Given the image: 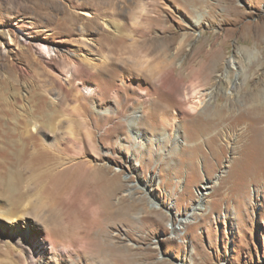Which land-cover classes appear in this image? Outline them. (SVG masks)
I'll use <instances>...</instances> for the list:
<instances>
[{"label": "rangeland", "instance_id": "obj_1", "mask_svg": "<svg viewBox=\"0 0 264 264\" xmlns=\"http://www.w3.org/2000/svg\"><path fill=\"white\" fill-rule=\"evenodd\" d=\"M96 1L0 0V132L8 169L22 171V200L43 201L50 211L52 194L40 189L27 158L61 148L66 166L89 163L116 177L114 202L129 216L109 232L119 246H132L138 264H264V184L239 172L227 182L250 143L242 120L248 93L264 84V44L248 35L250 24L264 26V0H236L246 14L239 26L224 19L220 0L202 8L186 0H114L111 11ZM153 4L164 23L146 20L156 16ZM134 29H147V41ZM203 42L207 50L223 48L210 84L194 74L208 60L198 52ZM160 43L166 58L154 47ZM27 130L37 137L27 140ZM87 130L95 142L80 152L75 143ZM89 200L88 191H70L61 201L91 218ZM10 221L0 215V264H102L88 253L69 255V240L55 230L57 247L48 242L38 258L40 250L26 239L20 246L16 233L30 225L45 237V226L32 216L18 227ZM147 254L154 257L142 259ZM117 259L109 264H124Z\"/></svg>", "mask_w": 264, "mask_h": 264}, {"label": "bare ground", "instance_id": "obj_2", "mask_svg": "<svg viewBox=\"0 0 264 264\" xmlns=\"http://www.w3.org/2000/svg\"><path fill=\"white\" fill-rule=\"evenodd\" d=\"M93 1L97 2L96 0ZM113 1L114 0H103L99 5H102V7H104V11H107V8H109L111 11V9L114 8L115 4ZM153 1L155 2L156 0ZM186 1H191L193 4H195V6H200V8H202L201 6L206 3V0ZM220 4L224 6V11L226 12V15H223L225 17L224 19L228 21L237 20V26L243 23L241 21V18L246 14H244V11L242 12L241 10L244 8V6L238 5L236 0H220ZM82 5L84 6V4ZM152 6L154 8L156 16L153 18L146 17V20L152 23L163 22V11H160L156 4H153ZM225 8L227 11L225 10ZM196 17L199 19L198 20L196 18L200 23L201 17H205V15L198 13ZM249 27V37H253L251 39L257 46L261 44L263 45L264 26L261 27L256 22L253 25L250 24ZM134 32L139 34V36L141 35V37L144 38L145 41H147V29H134ZM5 36V32L0 30V38H3ZM12 42H15V40L12 39ZM149 43L150 45L153 44V42ZM158 45L159 46L154 44V47H158V53H161V55L163 54L164 58H166L167 51L165 50H167L166 48L168 46L164 47V43H160ZM199 47V55L207 54L208 60L205 61L203 59V61L200 62L201 64L199 63L197 72L194 74L196 76V79H203V81H206V83L208 84L209 81H211L210 79L212 78L214 72L220 69V62L223 59V48L220 49V53L219 51L213 49L212 44L207 50L205 42H203ZM39 50L40 52H45V54L49 53L48 47L45 45H40ZM51 60L53 61V59ZM228 62L230 66L236 63V61L234 62L233 60H230ZM32 64L36 65L38 63ZM223 78H225L227 82L231 84L228 75H223ZM260 92H264V84L263 86L262 84H259L258 87L253 89L251 93H248L249 101L252 103L249 106V112L247 111V115L242 117V120L246 124H248L247 130L250 143L249 146L246 147V156L244 158L242 157L241 166H236L234 173H229L227 178L228 183L236 180L235 176H238L239 172V178L241 180H246V182L252 183L255 182L257 184H264V103L262 101L258 102V95ZM203 97H205L204 99H206L207 94L203 95ZM221 119L222 117L219 120L221 121ZM227 119L229 121V118ZM32 127L35 128L36 126ZM47 127L49 129V132H51L52 134H56L53 128H50L49 126ZM24 135L25 138L29 141H32L37 137V134L28 130L24 131ZM82 136L83 134L81 135V137ZM94 137L95 136L93 131L87 130V132L84 133L83 141H79L78 143L76 142L75 145L79 147L80 152H83L86 148L87 143L94 144ZM137 138H139V136H137ZM4 139L5 135L2 131L0 132V215L3 217H8L13 224L15 223L16 227H18L21 221L31 218L32 216L34 218H37L38 222H40L42 226H45V229L47 231L46 236L44 237V229L32 230L30 229V225L28 224L29 232L16 233L15 239L20 246L24 244L23 242L25 239L28 240L30 246L35 245V248H38L40 250V252L35 253V255L38 258H42L49 252L47 246L48 242H50L53 249L57 247L51 233L53 230H55L58 232L60 231V234L64 236L65 240H69L67 242V247H69V249L75 248L74 250L67 249L69 255L72 254L73 256V252H77L79 256L82 255V253H88L91 255L94 261L97 260L98 263L102 262V264H109L117 258L119 260H122L124 264H138L140 258L139 256H137L138 254L135 255L132 252V246H119L116 242L117 237H112L110 235L111 232H109L110 229H113L114 226H116L117 221L121 219L127 220V215L129 216L128 211H121L116 208L114 197L118 191V183L116 177L110 176L109 169H100L84 162L78 163L76 165L74 164L71 166H66V158L64 157L65 153L61 148L60 149L62 151L58 149L57 153L54 151H49L48 149H42L41 151L38 150L40 152L34 150L30 153V157L27 158L28 167H30L33 177H36L37 181L39 180L38 184L39 186H41L40 189L42 191L43 189H47L48 192L52 194L53 198L52 203L51 201H49L52 205L50 211L49 209L48 211H45L48 204L43 201H40L38 204L35 203L32 205L31 202H28L29 200H22V171L20 172L8 169V161L10 159L8 157V148L6 147L7 142H5L6 140ZM86 140H90L91 142ZM71 163L73 164V162H68V164ZM58 168L63 169L54 173V169L58 170ZM242 187L244 189L246 187V183H243ZM70 191L76 193L80 191H88L90 200L85 207L89 206L90 208H94L95 213L91 218L88 217V214L86 212L87 210H83L79 207H74L73 204H67L61 201L62 196ZM59 202L62 206H60V208L58 209L56 204H58ZM53 211L57 212V215L55 217L51 214ZM38 239H44L45 241H41L40 243ZM37 241L39 242L38 247L36 246ZM79 244H82V250L80 251L77 250ZM153 257L154 256H150L147 254V256L143 257L142 259H146L148 261ZM158 260L159 261L157 262V264H163V259Z\"/></svg>", "mask_w": 264, "mask_h": 264}]
</instances>
